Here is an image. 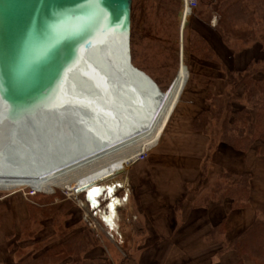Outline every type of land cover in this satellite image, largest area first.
<instances>
[{
  "label": "rangeland",
  "instance_id": "rangeland-1",
  "mask_svg": "<svg viewBox=\"0 0 264 264\" xmlns=\"http://www.w3.org/2000/svg\"><path fill=\"white\" fill-rule=\"evenodd\" d=\"M214 3L216 0H199V6L191 16L186 32L190 76L183 96L196 86V99L205 102L204 110L209 107V95L219 96L226 92L224 72L219 62L203 60L192 53L193 34L198 33L205 37L223 57L236 55L221 42L217 29L199 17L200 4ZM182 17L183 0H136L131 42L133 63L150 75L163 90L169 87L178 73V44ZM233 34V42L241 47V40L249 36L250 29L247 26L237 27ZM258 50L262 53H258ZM253 51L255 58L264 57L263 46L255 45ZM248 53L245 55L247 58ZM250 59L249 57L236 65L245 67ZM232 60L235 61L234 58ZM239 90L241 92V88ZM187 108V105L182 106L176 116L171 118L170 127L165 129L159 144L169 140L167 133L173 132L175 124L181 121ZM201 127L198 129L194 126L196 131L208 136L210 142L222 147L220 128L216 120L210 124H202ZM159 144L145 153V157L139 162L149 164L148 161H155L152 154L158 149L160 153L165 147ZM255 146L264 149V143L261 141ZM226 172L228 170L218 174L210 189L218 183L226 186L232 184V181H222L220 176ZM249 174L252 178V174ZM126 182L127 178L122 173L82 193L56 188L53 194H32L35 190L26 186L0 190V250L4 252L5 262L7 259L15 264H74L77 261L83 264H151V261L156 263L153 253L143 250L145 240L140 234L141 224L140 221L133 220L139 213L129 212V206L126 204L123 208L116 207L117 204H123L126 195H123L122 187ZM210 189L201 199L208 197ZM130 198L132 199L131 195ZM259 221L262 222L261 219L256 222ZM222 230L223 228L218 233H223ZM217 238L218 236L209 237L210 240ZM231 243L225 241L224 247H231ZM66 246L76 249L68 252L69 250L64 249ZM231 249L239 255L236 264H240L244 255L234 247Z\"/></svg>",
  "mask_w": 264,
  "mask_h": 264
},
{
  "label": "bare ground",
  "instance_id": "bare-ground-1",
  "mask_svg": "<svg viewBox=\"0 0 264 264\" xmlns=\"http://www.w3.org/2000/svg\"><path fill=\"white\" fill-rule=\"evenodd\" d=\"M190 18L186 11L181 19L179 69L168 93L170 85L163 90L131 76L121 58L123 37L117 35L81 60L71 75L73 83L50 114L35 119L15 115L19 118L5 125V141L14 144L0 161V190L26 186L48 194L56 188L76 193L114 170L124 174L139 153L157 147L190 76Z\"/></svg>",
  "mask_w": 264,
  "mask_h": 264
},
{
  "label": "crops",
  "instance_id": "crops-1",
  "mask_svg": "<svg viewBox=\"0 0 264 264\" xmlns=\"http://www.w3.org/2000/svg\"><path fill=\"white\" fill-rule=\"evenodd\" d=\"M184 105L188 108L173 132L167 133L169 140L159 144L164 149L152 154L155 161L135 163L123 174L127 182L122 193L126 196L116 207L126 204L129 212L139 213L133 220L140 221L143 250L156 259L151 264H236L239 255L224 247V242H233L258 219L264 220V149L255 146L241 152L220 147L196 131L194 119L206 108L204 101L196 99V86L182 96L173 117ZM225 170L252 174L249 198L243 207H235L224 195L201 199ZM218 227L223 233L210 240ZM3 253L0 250V264H15L5 262ZM241 260L257 264L247 253Z\"/></svg>",
  "mask_w": 264,
  "mask_h": 264
},
{
  "label": "water",
  "instance_id": "water-1",
  "mask_svg": "<svg viewBox=\"0 0 264 264\" xmlns=\"http://www.w3.org/2000/svg\"><path fill=\"white\" fill-rule=\"evenodd\" d=\"M135 3L136 0H0V161L14 144L5 141V125L18 119L14 118L18 114L31 116L29 119L50 114L73 83L71 75L81 60L117 35L123 37L121 58L131 76L148 79L160 87L133 63ZM174 83L175 79L167 93ZM1 152L5 154L2 157ZM121 172L123 169L114 170L76 191H85Z\"/></svg>",
  "mask_w": 264,
  "mask_h": 264
},
{
  "label": "trees",
  "instance_id": "trees-1",
  "mask_svg": "<svg viewBox=\"0 0 264 264\" xmlns=\"http://www.w3.org/2000/svg\"><path fill=\"white\" fill-rule=\"evenodd\" d=\"M199 10V17L217 29L221 42L236 55L230 54L232 58L223 57L205 37L193 34L192 53L203 60L219 62L226 87L223 95L208 96L209 107L198 114L194 126L200 129L202 124H210L216 120L223 145L238 151H248L258 141L264 143V57L253 56L255 45L264 47V0H216L214 4H200ZM244 26L249 27L250 34L247 38H242L243 47H239L233 42V31ZM246 53L251 59L245 67L240 68L236 63L248 60ZM258 53L261 54L262 51L258 50ZM220 177L222 181H232V184H216L206 198L224 195L232 199L235 207H243L250 193L251 175H237L228 171ZM220 230L221 227L215 228L210 238H216L215 234ZM231 247L242 255L249 254L257 264H264V221L256 222L247 229L231 243ZM73 248L75 247H64L68 252L75 251L76 248ZM74 264L83 263L77 261Z\"/></svg>",
  "mask_w": 264,
  "mask_h": 264
},
{
  "label": "built area",
  "instance_id": "built-area-1",
  "mask_svg": "<svg viewBox=\"0 0 264 264\" xmlns=\"http://www.w3.org/2000/svg\"><path fill=\"white\" fill-rule=\"evenodd\" d=\"M184 1V13L186 11H189L190 14H193L196 7L198 6L199 0H183ZM146 151H143L142 153H139L135 160H141L145 157ZM35 191L32 193L34 194Z\"/></svg>",
  "mask_w": 264,
  "mask_h": 264
}]
</instances>
